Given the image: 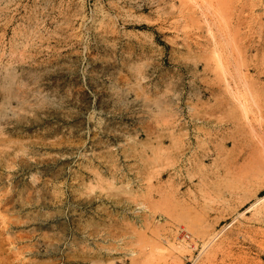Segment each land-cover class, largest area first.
<instances>
[{"label": "rangeland", "instance_id": "obj_1", "mask_svg": "<svg viewBox=\"0 0 264 264\" xmlns=\"http://www.w3.org/2000/svg\"><path fill=\"white\" fill-rule=\"evenodd\" d=\"M0 264H264V0H0Z\"/></svg>", "mask_w": 264, "mask_h": 264}, {"label": "bare ground", "instance_id": "obj_2", "mask_svg": "<svg viewBox=\"0 0 264 264\" xmlns=\"http://www.w3.org/2000/svg\"><path fill=\"white\" fill-rule=\"evenodd\" d=\"M227 88H229V90L231 91L230 95L233 97L234 96L236 97V99L235 98L234 99L238 101V103H237V105L239 104L238 107H240L245 114H248L249 112H248V107H247V99L244 98L245 96H243V94L241 95V93L239 91H237V92L232 91V89L230 88V85L228 83H227ZM235 90H236V87H235Z\"/></svg>", "mask_w": 264, "mask_h": 264}]
</instances>
